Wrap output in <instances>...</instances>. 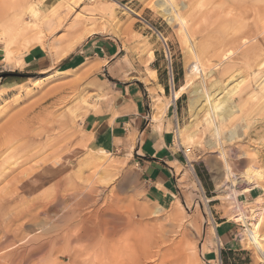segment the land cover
Returning a JSON list of instances; mask_svg holds the SVG:
<instances>
[{
	"label": "rangeland",
	"instance_id": "374dc122",
	"mask_svg": "<svg viewBox=\"0 0 264 264\" xmlns=\"http://www.w3.org/2000/svg\"><path fill=\"white\" fill-rule=\"evenodd\" d=\"M89 31L119 45L148 96L151 120L174 116L181 165L167 204L149 197L132 157L88 145L83 123L104 94L92 82L94 72L65 71L63 62L93 36ZM35 50L41 56L32 61ZM98 78L107 80L102 73ZM215 82L224 88L213 91L216 98L225 96L236 108L210 142L212 129L203 130L193 102ZM242 125L240 137L223 138ZM184 128L181 137L194 135L192 142L176 138ZM14 130L17 140L9 137ZM182 148L189 149L187 159ZM22 150L28 161L15 168L10 157ZM100 155L109 159L99 169ZM45 160L66 165L64 183L27 193L30 202L40 195V212L31 211L22 228L14 222L8 237L0 234V264H259L242 236L257 209L264 236V0H0V173L6 174L0 191ZM248 169L260 178L246 175ZM228 170L236 189L247 191L237 197L245 217L240 225L235 188L224 183ZM8 198L0 201V227ZM222 221L238 226L240 251L218 252Z\"/></svg>",
	"mask_w": 264,
	"mask_h": 264
},
{
	"label": "crops",
	"instance_id": "0c3cea01",
	"mask_svg": "<svg viewBox=\"0 0 264 264\" xmlns=\"http://www.w3.org/2000/svg\"><path fill=\"white\" fill-rule=\"evenodd\" d=\"M32 51L34 61L41 55ZM121 48L104 38L91 36L75 53L63 62L65 71L84 68L104 94L98 109L90 113L83 126L91 135L89 147H106L113 153L134 159L144 187L151 199L167 204L177 193L176 171L181 154L173 148L174 116L168 112L160 121H152L145 89L131 77L129 65L123 60ZM91 70L90 72H88ZM102 73L107 80L98 78ZM237 225L222 221L217 224L218 252L241 250Z\"/></svg>",
	"mask_w": 264,
	"mask_h": 264
},
{
	"label": "bare ground",
	"instance_id": "6f19581e",
	"mask_svg": "<svg viewBox=\"0 0 264 264\" xmlns=\"http://www.w3.org/2000/svg\"><path fill=\"white\" fill-rule=\"evenodd\" d=\"M170 20H171V17H168L167 18V21H170ZM180 23L183 25V22L182 21ZM94 33H95L94 31H89L87 33V36L94 35ZM245 42L246 41H244V43ZM231 53L232 52H230V53L226 54L225 56H223L224 58H222V61H225L226 59H228L227 57H229V55H231ZM199 66H200V64H199V62H197L196 69L198 70V74L200 72V67ZM217 84H218V82L213 83L210 86V87H212V92H208L206 94H203L201 92V90L199 89L196 92L197 96H195L196 98L194 99V102H193V104H195L197 102L199 103V105H198L199 106L198 112L203 113L202 116H201V124H202V126H204L206 128V129H203V130L204 131L207 130V129L209 130V128L212 129V132L213 133L212 132L211 133L213 134V136H212L213 138L212 139H209L210 142L213 141V140L218 139V137H220L222 135L221 134L222 133L221 132L222 131V127H223L222 124L227 120V118L229 117V115H231L233 113L234 109L236 108L235 107V104L233 105V104H231L230 102H227V101L226 102H223V99H226L227 97L224 96V97H219L218 99L216 98L217 95L215 96V93H213L214 90L215 91L218 90L220 92H223L224 91V88H221L220 87V84L217 86ZM236 87L237 86L233 87L231 90H228V87H226V88H227V90L229 92L232 93V91ZM179 94H180L179 91L173 93L172 100L173 101H176L179 98V96H180ZM194 95H195V93H194ZM158 111H159V108H158ZM195 117H197V116H195ZM155 118L156 117L153 116L152 119L155 120ZM244 128H245L244 125L239 126L236 130H234L233 132H230L229 135H227L228 136L227 138L225 136L223 138L228 139V140H232L233 138L240 137L242 134H244L243 133V129ZM18 130H14L12 132L9 131L11 133L9 135V137L10 138L16 137V140H17ZM183 130H185V128L178 131L176 138L179 141L182 138V140L184 142H192L194 135L189 134L187 136L184 135L185 137H181L183 135L182 134L183 133ZM176 138H175V140H176ZM9 143H10V141H9ZM26 154H27L26 150H22L20 152H17L13 156L11 155L12 156V157H10L11 164L13 166H15V168H16L17 165L18 166H22V165L26 164L27 161H28V157L26 156ZM35 156L33 158H36ZM108 159L109 158L108 157H105V156H101V155L98 156L96 159H94L95 160V163H96V167L100 169L103 166V164H106V162H107ZM42 162L41 163L39 162L38 165L35 166L34 170L30 171V172H32V174L31 173L30 174H26L24 176V178H21L19 180H16V181H18L17 184H14V185H11V186L4 185V187L0 191V201L1 200L3 201V197L4 196L10 198V199L8 198L6 201H4V204H3L6 207L8 206L7 211H6V214H5V217H6L5 224H4V226L0 227V234L4 235V237H8L9 233H11V232L14 233L16 231V230H14L15 227H16V226H14V222L15 223L17 221L18 222H22V224H21V228H22V226H24V222L25 223L27 222V221H25V219H27L30 216L31 211L36 210V212H40V210L37 211V209H38L37 207H40V205H41L40 203L42 202V198L40 197V195H38V196L35 195L33 198H31V196H30L33 204H35V205H33L30 208L28 205H26L28 203L27 200H28V197H29V196L27 197V193L28 192L33 191V190H36L37 191L39 189L41 190V188H44V186H45L46 183H48L49 185H50V183H55L57 186H58V184L60 185L61 183H64L62 181L63 180V178H62L63 176H61V174L65 170L64 169L65 168L64 167L65 164H63V163L61 164V163H59L57 161L50 162L48 164V163H46L47 162L46 160H45V162L44 161H42ZM58 168L60 170H58ZM10 170H12V169H10ZM245 172H246V175H251V176H253L254 178H257V179H259L260 176H261L260 171H258L256 169H248ZM226 173L227 174L224 177V183L225 184L226 183H230V187H228V188L225 187V188L227 190L228 189L230 190L232 187L235 188V189H231L230 191H231L232 198L235 200V202L238 203V198L237 197L238 196H243L244 193L247 192V191H245V190L243 191V190L236 189L237 184L235 183L236 182L235 181V178L232 177V175L230 174V171L229 170ZM20 175H21V173H20ZM0 177H1L0 178V184H1L2 181L4 182V179H6V174L2 175V173H0ZM15 178L18 179V177H15ZM225 194H226V192H225ZM71 195H73V194H71ZM227 195H228V193H227ZM229 197H230V194H229ZM232 198H230V199H232ZM13 199H15V200L17 199V202L18 203L15 202V204L13 203L14 205L11 206L10 205L11 204V201L10 200H13ZM55 199L56 200L58 199L57 196L55 197ZM58 201H59V199H58ZM32 202H30V204H32ZM81 203H83V202H81ZM238 213H239V217L241 219L239 221L245 220L244 211H243V209L241 208L240 205H238ZM262 216H263V211L262 210H259V209L254 210L252 212V214L248 217V219H250L252 221L254 220V222H251V224H250L251 229L246 230L245 233H244V235L242 236V237H244V239L246 240V242L248 243V245L251 247L252 251H254V253L256 254V256H257V258L259 260V262H258L259 264H264V236H261V234H260L261 222H262V218H263ZM255 217H257V220H255ZM3 222H4V220H3ZM18 229H20V228H18ZM2 240H0V241H2ZM215 241H216V243H219V238L216 237ZM3 244H4V242L3 243L0 242V247L3 246ZM107 257L108 256H106V258ZM95 258H97V257H95ZM110 258L111 257H108L107 259L110 260ZM112 259H117V258H112ZM24 261L25 260H21L17 264H23ZM114 261L116 262V260H114ZM115 262H113V263L115 264ZM11 264H16V263L13 262ZM110 264H111V262H110ZM119 264H121V260H120V263Z\"/></svg>",
	"mask_w": 264,
	"mask_h": 264
},
{
	"label": "built area",
	"instance_id": "2783aa9c",
	"mask_svg": "<svg viewBox=\"0 0 264 264\" xmlns=\"http://www.w3.org/2000/svg\"><path fill=\"white\" fill-rule=\"evenodd\" d=\"M166 49H167V52H168V59L170 60L171 57H170V51H169L168 46H166ZM180 151H181L182 155L186 158V154H185V153L189 152V149H184V148H182ZM186 159H187V158H186ZM238 205H240V204H238V203L236 202V206H235V215H234V218H235V219H234V223H236L237 225H240V224H241V221H239Z\"/></svg>",
	"mask_w": 264,
	"mask_h": 264
},
{
	"label": "trees",
	"instance_id": "16d2710c",
	"mask_svg": "<svg viewBox=\"0 0 264 264\" xmlns=\"http://www.w3.org/2000/svg\"><path fill=\"white\" fill-rule=\"evenodd\" d=\"M230 253V252H229ZM221 254H222V252H221Z\"/></svg>",
	"mask_w": 264,
	"mask_h": 264
}]
</instances>
